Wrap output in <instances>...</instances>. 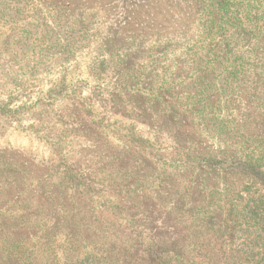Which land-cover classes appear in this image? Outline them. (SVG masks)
<instances>
[{
    "label": "rangeland",
    "instance_id": "rangeland-1",
    "mask_svg": "<svg viewBox=\"0 0 264 264\" xmlns=\"http://www.w3.org/2000/svg\"><path fill=\"white\" fill-rule=\"evenodd\" d=\"M0 264H264V0H0Z\"/></svg>",
    "mask_w": 264,
    "mask_h": 264
},
{
    "label": "trees",
    "instance_id": "trees-1",
    "mask_svg": "<svg viewBox=\"0 0 264 264\" xmlns=\"http://www.w3.org/2000/svg\"><path fill=\"white\" fill-rule=\"evenodd\" d=\"M156 257H157V259H158V255H156ZM162 261H164V260H162Z\"/></svg>",
    "mask_w": 264,
    "mask_h": 264
}]
</instances>
